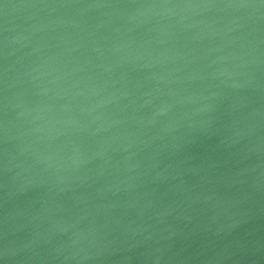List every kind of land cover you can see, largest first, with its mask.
I'll use <instances>...</instances> for the list:
<instances>
[{
	"label": "water",
	"instance_id": "obj_1",
	"mask_svg": "<svg viewBox=\"0 0 264 264\" xmlns=\"http://www.w3.org/2000/svg\"><path fill=\"white\" fill-rule=\"evenodd\" d=\"M0 264H264V0H0Z\"/></svg>",
	"mask_w": 264,
	"mask_h": 264
}]
</instances>
